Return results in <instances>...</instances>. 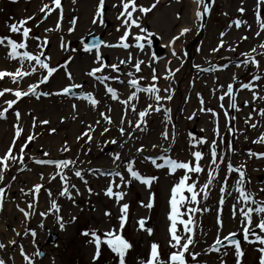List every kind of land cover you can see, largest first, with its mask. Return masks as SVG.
Here are the masks:
<instances>
[{
    "label": "rangeland",
    "instance_id": "374dc122",
    "mask_svg": "<svg viewBox=\"0 0 264 264\" xmlns=\"http://www.w3.org/2000/svg\"><path fill=\"white\" fill-rule=\"evenodd\" d=\"M62 2V20L60 11L55 10L47 15L40 11L41 7L48 4L52 7V0H0V36L12 35L13 39L19 40L20 36L11 34L7 25L16 21L34 17L27 23L31 29V36L39 39H30L28 41V50L39 54L41 50L47 57L51 66L59 67L60 70L53 75L49 83L40 85V91L58 92L70 82L65 74V69L60 67L67 64V72H70L73 81L76 84L83 85V91H91L95 98L100 101L99 105L93 109L87 102L74 99L72 97L50 95L36 99L34 96L23 97L13 109H9L5 114L6 119H0V155L3 156L11 145L15 134L14 125L19 124L23 129L22 135L17 139L14 155H19L20 147L25 143L30 134H35L36 139L28 144L24 152V163H11L9 169L4 171V180L0 182V187L5 189L3 208L0 210V228L4 226L9 228L8 223H4V217H10V211L13 214L19 213L16 209L19 203L26 206L33 203V195L27 190L28 197L17 192L12 184H17L23 174L32 172L34 161L36 159H48L54 157L58 159H70L75 161L74 166L64 170L69 177V192L72 199L61 196L62 182L56 175L57 170L52 167L48 172H38L39 184L45 192L43 203L47 213L41 216L38 209L34 207L27 209L32 213L25 220L22 231L25 229L35 230L36 237L33 240L29 235L28 255L32 257L35 264H117L115 255L102 246L101 256L95 262L93 255L95 246L89 243V237L82 235L85 231L99 230V233L111 228H119L118 217L120 215L119 205L114 198L107 197L104 193L112 177L103 175L102 172H111L116 170V165H120L125 178L128 175L125 172V164L129 159L135 161V168L145 177H157L152 181L151 186L141 184L139 181H132L126 186L114 191L126 193L121 203L129 204L127 221L123 230V235L131 242L132 248L126 257V264H137L139 258L145 257L150 248V244L157 242L160 245V251L167 258L170 248L168 245L169 234L168 227L170 222L167 219L170 211L169 199L170 190L178 178L182 175V170L170 175L166 168H156L150 160L145 157H158L165 155L164 150L168 149L167 155L179 161L194 160L192 153L201 151L204 158L201 165L204 172L198 176L195 173L190 174L193 180H197V190L207 182V172L210 164V146L212 141L217 143V153L224 157L223 163H220L219 174L209 187L208 197L204 199L201 193L198 196L199 204L197 207L200 212L194 214L196 221L194 229V245L192 252L201 253L197 258L198 264H237L234 245L223 243L218 247L220 250L214 252L211 247L217 236L222 240L229 233H236L240 242V247L244 253L241 258V264H257L259 253L255 250L257 245L244 241L242 232V217L237 215L233 218V205L237 203V193L234 191L235 181L239 178L238 173L229 175L227 188L224 195V204L220 205L221 197L220 187L224 184V177L227 173V164L232 163L234 168L243 167L246 174L245 188L254 194L258 201H264V157L257 158L249 156V151L254 153H264V144L253 143L261 134H264V117L258 114L259 109H264V99H252V93L247 89L240 88V84L252 82L256 85L253 89L258 93V97H264V55H257L264 51L259 45L264 43V32L256 36L259 26L256 23L257 0H205L208 3L210 12L201 21H197L194 15L191 20L192 1L190 0H159L157 6L148 14L142 15L139 12L134 15L141 16L143 27L157 35L165 48V54L162 57H154L152 47H145L140 51L135 46L127 49L123 47H106L105 44L117 45L120 43V37L124 31L121 20L117 19L120 7V0H105V10L103 14V24L97 20L93 23L97 10L98 0H61ZM155 0H136L138 5L144 7L151 6ZM113 5H116L114 7ZM261 16L264 18V5L259 6ZM240 8L244 11L241 13ZM197 10V5H196ZM202 10V9H201ZM75 20L73 25L72 21ZM241 20L239 28L235 27L234 21ZM59 21L60 27L57 28ZM108 26H104V22ZM232 25L229 27V25ZM189 28L190 31L170 44L174 36L179 35L181 29ZM51 29V31H46ZM70 29H72L70 31ZM119 29V30H118ZM136 32V29H132ZM225 33L222 37L220 34ZM89 33H101L103 35V44L99 47L102 55L108 57V64H119L121 60H127L129 55L132 62L120 65V73L112 72L110 68L104 70V75H119L120 80L127 81L126 73L135 71L132 64L137 60H142L141 72L137 76L143 77L141 84L147 86L152 83V69L156 71L158 80L156 86L161 89L160 95H171L170 100H162L161 111H152L145 117L146 126L143 131L129 127L127 121L135 122L138 119V112L144 110L148 104L155 105V101L149 99L147 94H139V100L133 101L136 105V112H132L129 107L125 116V106L118 101H114L105 92L103 85L98 83L87 73L97 65L94 62V52H85L82 41ZM43 34V36H42ZM197 39L189 45L194 39ZM247 37V39H243ZM223 40L224 46L219 51L213 52L212 49L218 47L219 42ZM47 41L46 44L44 42ZM129 44L134 45V41L129 38ZM64 47H61V45ZM38 45H44L38 48ZM256 48V52L251 49ZM73 49L75 51H73ZM230 49H235L234 51ZM175 51L176 55L172 52ZM7 50L0 46V70L13 69L17 62L6 57ZM243 53H250L259 61V69L255 66H245L242 61L247 59ZM71 58V60H69ZM228 64L227 68H222ZM237 64L240 66L237 67ZM199 66V67H197ZM214 67L216 71H201V69ZM179 69V71H176ZM171 70L174 75L168 76ZM260 75L259 81H252L253 75ZM40 72L35 74L22 88L27 90L31 83L39 78ZM98 75H100L98 73ZM236 79H233V77ZM7 78V77H5ZM5 78L0 80V90L5 89ZM109 86L116 89L120 99H126L132 89L126 88L124 84L116 81H107ZM231 83L234 87L235 108L229 107L230 99L225 97L220 101L219 97L227 91V85ZM164 89H168L165 92ZM81 89H75L79 93ZM194 92L196 94L194 95ZM240 95L245 96L246 101L252 104L247 106L242 104ZM15 99L14 96L5 93L0 97V110L7 107L5 101ZM27 102H23V100ZM203 100V104L201 103ZM77 105L75 113L72 110V104ZM221 104L224 107H221ZM192 108L191 118L187 115L189 108ZM108 109H111L109 112ZM164 109H170L166 115ZM203 109V111L201 110ZM211 109L212 111H208ZM256 109V111H253ZM14 111L21 113L19 121L16 120ZM104 112L111 117L112 123H106L99 113ZM225 112L228 116H225ZM252 120L245 123L249 114ZM75 115V119H73ZM199 115L196 121L195 116ZM33 117L36 118V126L33 128ZM9 118H12L11 120ZM125 123L121 125V119ZM48 120L47 125H42L40 121ZM101 123L96 125V121ZM251 123H256L257 127L252 128ZM93 125L95 131L92 133L91 142L85 139L77 140L87 125ZM120 127L125 132H131L132 137L121 136ZM104 128H108L104 132ZM55 129V132H51ZM192 129H195L196 135H192ZM231 129V130H230ZM167 131L168 139L163 138V133ZM218 131V134H217ZM103 133V135L101 134ZM54 138V139H53ZM124 138V143L121 144ZM205 139L208 143L200 144L198 141ZM115 140L116 143H110ZM70 149L64 152V146ZM123 145V147H121ZM153 145L156 147L154 148ZM59 146L61 154H53V149ZM143 148V153H138V148ZM47 152L48 157L43 153ZM119 153L121 161L113 163V157ZM157 163L162 161L157 160ZM219 163V159H218ZM214 167V166H213ZM82 171L83 180L74 176V171ZM100 170V171H95ZM41 175L43 179H41ZM215 175V173H214ZM15 177V179H12ZM170 184L168 190H162L164 180ZM119 183V178H115ZM24 182V180H21ZM87 181V184L84 183ZM250 181V182H249ZM191 182V181H189ZM71 185H75L72 188ZM25 187V186H24ZM79 190L77 195L76 190ZM91 189V192H89ZM16 191V192H15ZM51 192L49 197L48 192ZM231 193V195H229ZM163 194V195H162ZM185 195H189L185 193ZM152 200L153 207L147 208L149 200ZM56 201L59 205V211L51 209V202ZM20 206V205H19ZM204 209H207L205 211ZM105 212H110L111 216H105ZM7 217V218H8ZM58 217H62L64 228H60ZM73 218H75L73 220ZM146 221L145 228H151L152 233L142 230L138 226L140 219ZM218 218L222 221L223 227L219 228ZM185 219L187 217L185 216ZM258 217L253 216L254 222ZM43 224V227L40 225ZM181 230H182V226ZM57 235L53 243L47 242V237L51 230ZM258 231V229L256 230ZM11 235H2V239ZM250 239L253 237L250 235ZM225 245H228L226 248ZM44 251V257H37L34 253L37 250ZM1 252V251H0ZM227 253V254H225ZM4 257V256H3ZM191 262V257L188 258ZM5 264H14L13 260L4 257ZM25 264L27 262L25 261Z\"/></svg>",
    "mask_w": 264,
    "mask_h": 264
},
{
    "label": "snow or ice",
    "instance_id": "6c2138e0",
    "mask_svg": "<svg viewBox=\"0 0 264 264\" xmlns=\"http://www.w3.org/2000/svg\"><path fill=\"white\" fill-rule=\"evenodd\" d=\"M15 2V0H13ZM75 2V0H73ZM159 3V0H155V2L149 6L144 7L142 5H138L136 3V0H120V7L121 11L119 12L117 19L121 20V24L124 28V31L120 37V43L117 45L113 44H105L106 47H123L125 49L135 46L140 51H143L144 48L151 47L152 44V37L155 35L148 29L142 26L141 24V16L134 15L135 13L139 12L142 15H146L149 12H151ZM193 3L197 5V10L195 11V17L197 21H201L203 19V16L210 12V8L208 6V3L205 2V0H193ZM257 10H256V23L259 26V31H257L255 34L256 36H260L261 32H264V18L261 16V9L260 5H264V0H257ZM116 7V5H113ZM202 9V10H201ZM59 10L60 11V19L62 20V2L61 0H52V7H50L48 4H45L41 7L40 11L42 13H45V18H47V15L50 14L52 11ZM105 10V0H98L97 10L95 13V18L93 19V23H97V20L99 19V22L103 24V14ZM239 11L242 13L244 11L243 8H240ZM34 19V17H27L26 19H22L19 21H16L15 23H9L7 25L8 30L11 34L19 35L20 39L16 40L12 38V35H4L0 36V46L4 47L6 52V57L10 60L16 61L19 64V67H17L14 71H7V70H0V80L4 79L5 77L10 78L11 81L15 84H18L21 80H23L26 77H31L35 75L37 72H40L39 78L34 82L31 83L27 90H22L20 88L11 89V88H5L3 90H0V97H3L5 93H11L15 99L13 100H7L5 103L7 104L6 108H3V110H0V119H6V113L9 109H13V105H15L18 101H20L23 97L27 96H34L36 99H40L42 96L47 97L50 95H60V96H66V97H72L74 99L87 102L93 109H95L100 101L95 98L94 94L91 91H83V85L82 84H76L73 81L72 74L70 72H67V64L62 65L60 67H63L65 69V74L67 76V79L69 80V84L64 86L62 89H60L58 92H45L40 91V85H46L49 83L50 79L53 77L55 73H57L60 68L59 67H53L48 62L50 60L49 57L45 55L43 50L39 52V54H35L32 51L28 50V41L30 39H39L38 37L31 36V29L28 28L26 25L29 20ZM73 25L75 24V20L72 21ZM235 27L239 28L242 23H246L241 20H235L234 22ZM232 25L230 24L229 27ZM60 27L59 21L57 23V28ZM132 29H136V32H133ZM72 29H70L71 31ZM119 30V29H118ZM46 31H51V29H46ZM190 29L185 27L181 29L179 35L174 36L170 44L174 45L175 41L178 40L181 36L185 35L187 32H189ZM222 37L225 35V33L220 34ZM134 41L133 44H129L127 41L129 38ZM243 39H247V37H244ZM47 41L44 42L46 44ZM44 45H38V48H43ZM224 46V41L221 40L219 42L218 47L213 48V52L219 51V48ZM61 47H64L62 44ZM100 44L93 41L92 44H85L83 46V50L85 52H90L95 49L94 52V62L97 65L96 67H93L87 75L94 80H96L98 83L104 86L105 92L110 96V98L114 101H118L120 104L125 106V116L127 115V111L129 107L131 108L132 112H136V105L135 103H132L133 101L139 100V94H147L149 99L155 101V105L148 104L144 110H141L138 112V119L133 121H127L130 128L133 126L135 129H139L140 131L144 130V127L142 125L146 126V120L145 117L149 115L150 112L161 111V101L162 100H170L172 97L171 95L167 96H161L159 93L161 89L156 86V81L159 79L156 75V71L153 68L152 69V83L143 86L141 84V80H143V77L137 76L136 73L141 72V65L144 63L142 60H137L135 63L132 64V67L134 68L133 71H129L126 73V76L128 77L127 81L120 80L119 75L116 76H109L104 75V70L106 68H110L112 72L120 73V65L131 63L132 57L129 55L127 60H121L119 61V64H106L103 61L102 55L99 51ZM260 49H264V43H261L259 45ZM234 51L235 49H230ZM73 51H75L73 49ZM251 52H256V48L251 49ZM173 55H176L175 51L172 52ZM242 55L246 56L247 59L243 60L242 63L245 66H248L249 64L252 66H255L257 69H259V61L252 56L250 53H243ZM257 55H264V51L257 53ZM155 56V54H153ZM71 60V58H69ZM25 64H27V67H25ZM240 65L237 64V67ZM199 67V66H197ZM228 64H224L222 68H227ZM219 70L214 67L204 68L201 69V71H216ZM176 71H179V69H176ZM98 73L100 75H98ZM174 75V73L169 70L168 76L165 77L167 79L169 76ZM262 77L258 74L252 76V81H259ZM233 79H236L234 76ZM116 81L118 83L124 84L126 88L132 89L130 94L127 96L126 99H120L119 94L116 89L109 86L106 82L107 81ZM256 87V85L252 82L249 83H242L240 84V88L247 89L252 93V99L255 101L257 98L264 99V97H258V93L254 91L253 89ZM75 89H81V91L77 94L74 92ZM165 92H168V89H164ZM234 87L233 84L229 83L227 85V91L224 92L223 95L219 97L220 101H223L225 97H229V107L235 108L237 111L239 110L235 103V96H234ZM201 103L203 104V100L201 99ZM245 106L248 105V101H245ZM221 107L223 108L224 105L221 104ZM77 109V105L75 103L72 104V110L73 113H75ZM203 111V109H201ZM110 112L111 109H108ZM208 111H212L211 109H208ZM253 111H256V109H253ZM165 114L167 115L170 112V109H164ZM16 120L19 121L21 118V113L19 111H14ZM258 114L262 117H264V109H259ZM99 115L103 118V120L111 124L112 120L111 117L106 115L104 112L99 113ZM225 116H228V113L225 112ZM75 115H73V119H75ZM191 118V117H190ZM252 120L251 113L249 114L248 118L245 120V123H249ZM42 125H47L49 123L48 120H42L40 121ZM96 125H99L101 123L100 120H97ZM121 125L125 123V119L122 118L120 121ZM33 128L36 126V118L33 117ZM252 128H256V123H251L250 125ZM15 127V134L14 138L12 140L11 145L8 147L7 151L3 156H0V182L4 180V171L9 169L11 163H20L23 165L24 163V152L25 149L28 147V144L31 143L36 139L35 134H30L27 136L25 143L20 147L19 149V155L13 154V149L15 148V144L17 139L20 138L22 135L23 129L20 127L19 124L14 125ZM109 129L104 128V132H107ZM231 130V129H230ZM95 131V128L93 125L89 124L86 126V131H84L80 136L77 137V140L85 139L86 142H91L93 139L92 133ZM121 136L127 135L129 138L132 137L131 132H125V129L123 127H120L119 129ZM51 132H55V129H51ZM103 135V133H101ZM218 134V131H217ZM164 139H168V133L165 131L163 134ZM110 143L115 144L116 141L112 140ZM198 143H208L205 139H200ZM253 143H262L264 144V134H261L256 140L253 141ZM123 147V145H121ZM155 148L156 146L153 145ZM64 152L69 151L70 149L67 147V145L64 146L62 149ZM138 153H143V148H138L136 150ZM168 149H165V155H160L158 157H145L146 160H150L152 165H154L156 168H166L168 170V173L170 175L175 174L178 170H182V175L178 178V180L174 183L170 190V199H169V205H170V211L168 213L167 219L170 222L168 227V234H169V241L168 245L170 248V252L168 253L167 258H165L160 251V245L157 242H153L150 244L149 252L148 254L143 257L139 258L137 260V264H198L197 258L201 255V253L198 252H192L190 249L194 245V229L196 225V221L194 220V214L201 211L197 205L199 204L198 196L202 193L204 199H207L208 197V190L209 187L213 184L214 180H216L218 174H219V168L220 163H223L224 157L221 155L218 158L217 153V143L216 141L211 142L210 146V164H209V171L207 172V182L199 187V190H197V180H193V177L190 175L192 173L197 174V176L204 172V168L201 165V161L204 158V154L201 151H195L191 155L194 158V160L190 161H179L177 159L172 158L170 155H167ZM249 156H255L257 158L264 157V153H254L249 151ZM44 157H48L49 154L47 152L43 153ZM219 159V163H218ZM157 160L162 161V163H157ZM116 161H121V157L119 153L115 154L113 157V163L115 164ZM37 165H49L53 166L57 172L55 176H52L51 179H56L57 176H59L61 182H62V191L60 192L61 196H65L69 199H72L71 194L69 192V177L66 175L65 171L66 169H70L71 166H74L75 161H72L70 159H36L34 161ZM123 164L124 161H121ZM135 161L132 159H129L127 163L125 164V172L128 175V179L125 178V175L119 171L120 165H116V170H113L111 172H102L103 175H108L112 177V179L109 182V185L107 186L105 190V195L109 198H114L115 202L119 205V211L120 215L118 217L119 220V228H111L103 233H99V230H91V231H85L82 233L85 237H89L88 242L94 244L95 246V253L93 255V261L95 262L98 260L101 256V249L102 246H106L107 249H109L117 258V264H126V257L129 253V251L132 248V244L130 241L126 239V237L123 235V230L125 228V224L127 221V214L129 211V204L127 203H121V201L124 199V196L126 193L122 191H114V188L119 189L121 186H126L130 184L133 180L139 181L141 184H144L146 186H151L152 181L156 180L157 177H145L143 176L136 168H135ZM214 166V167H213ZM243 165L239 168H234L232 163L229 162L227 164V173L224 177V184L220 187V193L221 197L219 200L220 205L224 204V193L226 192L227 188V182L229 179V175L233 173H238L239 178L235 181L234 184V191L238 194L237 195V203L234 204L233 207V218L236 217L237 212L239 213V216L242 217V232H243V239L245 242L250 244L257 245L256 251L259 253L257 258V264H264V201H258L254 194L248 191L245 188V180H246V174L242 170ZM100 171V170H95ZM215 173V175H214ZM74 176L77 178H80L83 180L82 171L79 169H76L74 171ZM119 178V183L116 182L115 178ZM12 179H15V177H12ZM41 179H43V176L41 175ZM191 181V182H189ZM250 182V181H249ZM85 184H87V181H84ZM43 185L36 184L34 187L30 190L34 198H38V195L41 191V188ZM72 188H75V185H71ZM22 194L28 195V193H25L23 189L20 190ZM261 191H264V189H261ZM89 192H91V189H89ZM77 195L79 194V190H76ZM185 193L189 195H185ZM49 197L51 196V192H48ZM231 195V193H229ZM5 196V189L3 187H0V210L3 208V201ZM147 208H152L153 203L150 199L149 202L144 205ZM27 209H32L34 205L32 203L27 204ZM17 208L19 212L24 216L25 220H27L32 213L30 211L26 210V208H21L19 205H17ZM51 209L59 211V205L56 201L51 202ZM207 211V209H204ZM258 217V219L254 222L253 216ZM41 216H46L47 213L41 212ZM105 216H111L110 212H105ZM185 216L187 219H185ZM75 218H73L74 220ZM63 218L58 217V222H60V228H64V224L62 222ZM138 226L142 230H146L149 235L152 233L151 228H145L146 221L142 218L138 222ZM217 224L219 228L222 229L223 224L222 221L218 218ZM182 226V230L181 227ZM40 227H43V224L40 225ZM258 229V231H256ZM15 231V229H13ZM28 232H25V235H28ZM31 236L34 238L36 237L35 230L30 231ZM16 235L19 236L20 233L16 232ZM236 233H229L228 236L223 237V240L217 236L215 239V242L211 247V250L214 252H218L220 249L217 247V245H222L224 241H229L231 245H234L235 248V257L237 264H241V258L243 257L244 253L240 247L239 240L234 239L236 236ZM252 236L253 239H250L249 236ZM10 244H15L16 241L12 240L9 242ZM5 245L0 243V249L4 248ZM20 247V255L23 257L24 261L27 262V264H35V261L30 257L24 250L23 246ZM227 248L228 245H225ZM227 254V253H225ZM35 256L40 257L43 256V253L39 250H37L34 253ZM189 257H191V262L189 261ZM0 264H5V261L0 259ZM223 264V261L221 262Z\"/></svg>",
    "mask_w": 264,
    "mask_h": 264
},
{
    "label": "bare ground",
    "instance_id": "6f19581e",
    "mask_svg": "<svg viewBox=\"0 0 264 264\" xmlns=\"http://www.w3.org/2000/svg\"><path fill=\"white\" fill-rule=\"evenodd\" d=\"M195 11H196V4L192 2V9H191V20L193 19L194 15H195ZM43 36V34H42ZM17 67H19V64L17 63L16 67L13 69H4L7 71H14ZM25 67H27V64H25ZM38 73V72H37ZM36 73V74H37ZM35 75L31 76V77H26L23 80H21L18 84H15L11 81L10 78H5V88H11V89H16V88H20L22 90V87ZM9 96L12 95L11 93H7ZM196 94V92H194V95ZM13 96V95H12ZM240 100L242 102V104H245L244 102L246 101L245 96L240 95ZM28 99L23 100V102H27ZM250 104V108H252V104ZM192 112V108L190 107L189 110L187 111V115L190 117ZM199 115L195 116L194 119L197 121L199 119ZM10 120L12 118H9ZM54 139V138H53ZM124 138L121 141V144L124 143ZM61 150L59 148V146H56L55 149H53V154H61ZM1 156V155H0ZM51 159H56L53 156L50 157ZM18 165H20V163H18ZM53 166H49V165H37L36 163L33 165V170L31 173L29 174H23V176L16 180L17 184H12V186L15 187V190H17V192L21 193V189L24 190L25 193H27V190L30 191L34 185L39 184V177L37 176V173L40 172H48L50 170V168H52ZM167 178V177H166ZM24 180V182H22L21 180ZM135 181V180H134ZM137 182V181H136ZM25 186V187H24ZM170 188V184L168 183V178H167V182L164 180L163 186H162V190H168ZM16 192V191H15ZM163 195V194H162ZM24 197H28V195H24ZM45 197V192L41 189L38 198H34L33 197V203H34V208L38 209L39 211H44L45 210V204L43 203ZM5 199V198H4ZM19 207L21 208H26L27 210V205L24 206L22 205V203H19ZM16 209L18 210V208L16 207ZM1 212V211H0ZM19 212V210H18ZM7 215H5L4 217V223H8L9 224V228L5 229L4 226H1L0 228V233L2 235V238L4 235H11L9 237L4 238V240L2 239L1 242V237H0V243L4 244L5 247L0 249V259H4V257H8L10 259L13 260L14 264H25V261L23 259V257L20 255V247L19 246H23L24 250L26 253H28V249L27 247L29 246L30 242H29V230L25 229V232H28V235H25V232L22 231V227H23V223H24V216L19 212L17 214H13L10 211V217H8ZM13 229H15V231H13ZM16 232H19L20 235L17 236ZM15 240L16 243L15 244H10L9 242ZM4 256V257H3Z\"/></svg>",
    "mask_w": 264,
    "mask_h": 264
},
{
    "label": "water",
    "instance_id": "95a60500",
    "mask_svg": "<svg viewBox=\"0 0 264 264\" xmlns=\"http://www.w3.org/2000/svg\"><path fill=\"white\" fill-rule=\"evenodd\" d=\"M93 41H95V42H97L98 44H101V42H102V37H101V35H93V34H90L88 37H87V39H86V41H85V43H84V45L85 44H92L93 43ZM152 42H153V46H154V53H155V55L156 56H160V55H162L163 53H164V49L161 47V46H159L158 45V43H159V40H158V38L157 37H153L152 38ZM104 62L105 63H107V58L105 57L104 58ZM193 134H195V130H193ZM56 234H54V232H53V230L51 231V234H50V236L48 237V242H53V241H55V239H56ZM234 239H237L236 237H234ZM226 242H229V241H226ZM217 246H220V245H217ZM43 253V252H42Z\"/></svg>",
    "mask_w": 264,
    "mask_h": 264
}]
</instances>
